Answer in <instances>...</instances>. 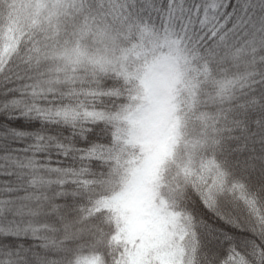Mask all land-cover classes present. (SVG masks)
Here are the masks:
<instances>
[{
	"label": "snow or ice",
	"instance_id": "6c2138e0",
	"mask_svg": "<svg viewBox=\"0 0 264 264\" xmlns=\"http://www.w3.org/2000/svg\"><path fill=\"white\" fill-rule=\"evenodd\" d=\"M0 264H264V0H0Z\"/></svg>",
	"mask_w": 264,
	"mask_h": 264
}]
</instances>
